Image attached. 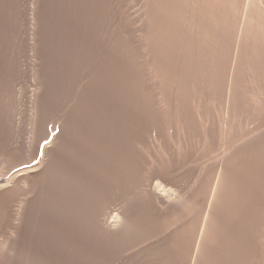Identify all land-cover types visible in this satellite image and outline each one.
I'll return each mask as SVG.
<instances>
[{"label": "rangeland", "instance_id": "374dc122", "mask_svg": "<svg viewBox=\"0 0 264 264\" xmlns=\"http://www.w3.org/2000/svg\"><path fill=\"white\" fill-rule=\"evenodd\" d=\"M263 5L0 0V264H264Z\"/></svg>", "mask_w": 264, "mask_h": 264}, {"label": "bare ground", "instance_id": "6f19581e", "mask_svg": "<svg viewBox=\"0 0 264 264\" xmlns=\"http://www.w3.org/2000/svg\"><path fill=\"white\" fill-rule=\"evenodd\" d=\"M264 1V0H263ZM264 6V5H263ZM258 80V79H257ZM258 84V83H257ZM257 86V85H256ZM255 87V86H254ZM259 89V88H258ZM256 90V89H255ZM218 125V124H217ZM26 126V125H25ZM221 127V126H220ZM219 127V128H220ZM26 129V128H25ZM26 134V133H25ZM53 137V132H49L48 133V138L51 139ZM25 139V138H24ZM43 139V138H42ZM28 141V140H27ZM223 141V140H221ZM220 141V142H221ZM232 142V141H231ZM28 144V143H27ZM25 145V144H24ZM232 145V144H229ZM28 146V145H27ZM221 149H224V153L223 151L218 152L219 154H217L218 158L221 154L225 155V150H227L228 146L226 143H223L222 145H220ZM231 147V146H230ZM26 148V145L24 147V149ZM28 149V148H27ZM31 150V149H30ZM30 150L28 149V151L30 152ZM47 144L46 143H42L39 146L38 151H35L37 153V163L35 165L30 164V160L28 158H30V156L28 157L27 155H30L27 153V155L25 157L19 158L17 161L13 162L11 161V163H7L3 159H0V197H2L4 194L12 191V189L14 187H20L23 183H27L29 181V179H27L29 177V173H31L32 170H35L37 167H41L46 159L47 154ZM3 151V150H2ZM212 151V150H211ZM23 152V151H22ZM25 152V151H24ZM32 153V151L30 152ZM205 153V152H204ZM212 153V152H211ZM26 154V153H25ZM24 155V154H23ZM22 155V156H23ZM32 157H34L33 155H31ZM214 156V155H213ZM222 157V156H221ZM2 158V157H0ZM32 159V158H30ZM9 162V161H8ZM217 162V161H216ZM215 169H211V171L208 173V176L212 175L213 171ZM31 176V175H30ZM26 180H28L26 182ZM26 185V184H25ZM24 186V184H23ZM24 189V188H22ZM16 190V189H15ZM15 194V193H14ZM7 195V194H6ZM14 196V195H13ZM5 197V196H4ZM16 197V196H15ZM9 198V197H8ZM4 199V198H3ZM1 241V240H0ZM3 245L0 242V253L2 251ZM1 260V259H0Z\"/></svg>", "mask_w": 264, "mask_h": 264}]
</instances>
